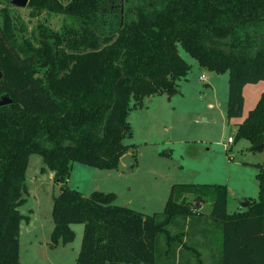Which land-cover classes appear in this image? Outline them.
Masks as SVG:
<instances>
[{
  "label": "trees",
  "instance_id": "1",
  "mask_svg": "<svg viewBox=\"0 0 264 264\" xmlns=\"http://www.w3.org/2000/svg\"><path fill=\"white\" fill-rule=\"evenodd\" d=\"M27 9L64 19L30 37L10 7L1 11L0 103H11L0 105V264H22L32 154L60 186L53 244L72 243V225H84L77 264H264V162L258 201L235 213L226 185L176 184L153 215L67 185L75 163L116 170L137 148L126 143L129 116L147 98L180 94L191 71L180 47L204 70L229 74L228 117L242 118L244 88L264 81V0H30ZM242 139L264 145V93L234 143Z\"/></svg>",
  "mask_w": 264,
  "mask_h": 264
},
{
  "label": "rangeland",
  "instance_id": "2",
  "mask_svg": "<svg viewBox=\"0 0 264 264\" xmlns=\"http://www.w3.org/2000/svg\"><path fill=\"white\" fill-rule=\"evenodd\" d=\"M11 5V0H0V23L3 21L2 8L10 7L30 37L41 23L49 24L57 31L62 28L64 18L61 15L44 13L32 17L27 8ZM179 49L191 71L180 82V94L174 96L172 102H167L169 109L153 105L152 115L134 118L136 133L126 142L137 146L135 166L99 172V169L75 163L68 187L80 192L97 188L100 192L116 193V204L150 215L164 212L171 189L176 184L226 185L229 213L245 211L250 202L258 201V165L264 162V152L253 151L251 143L245 139L233 144L228 140L230 137L236 139L238 126L258 104L264 93V81L246 86L245 117L230 119L229 74H211L201 68L183 47ZM156 99H164L165 103L168 96ZM139 114L144 115V111ZM44 168L43 157L32 154L27 171L26 202L20 207V212L30 216L32 221L22 222L21 263L77 264L84 225H72L76 234L72 243L53 244L54 197L60 194V186L55 182L53 172L48 168L43 171ZM97 172L111 174L101 177L95 174ZM192 202L195 203L194 199ZM196 205L198 207L195 208L194 204V209L199 213L207 215L211 212L210 204Z\"/></svg>",
  "mask_w": 264,
  "mask_h": 264
},
{
  "label": "crops",
  "instance_id": "3",
  "mask_svg": "<svg viewBox=\"0 0 264 264\" xmlns=\"http://www.w3.org/2000/svg\"><path fill=\"white\" fill-rule=\"evenodd\" d=\"M209 73H211V74H214V73H212V72H209ZM202 76H204L205 77V79L207 78L204 74L202 75ZM249 85V84H248ZM215 89V88H214ZM213 89V90H214ZM245 89H246V87L244 88V98H245ZM164 96H166V95H157V96H153V97H150V98H147L145 101H144V106L143 107H141V108H137V109H134L132 112H131V114H130V116H129V121H130V123H131V125H132V127H133V131H134V136H135V133H136V128H135V120H134V118L135 119H137V117H140V116H142L141 118H144V117H146V116H149L150 114L152 115L153 114V112H152V107H153V105H155V108H159V109H169L168 108V104H167V102L168 101H171L172 102V98H170V97H168V99H167V101H165V103H164V99H156V98H158V97H160V98H164ZM245 103H246V98H245ZM213 105H211V107H212ZM257 106V105H256ZM165 107V108H164ZM244 108H245V105H244ZM256 108V107H255ZM254 108V109H255ZM144 111V115H141V114H139V113H141V112H143ZM150 112V113H149ZM250 113V112H249ZM249 115V114H248ZM245 117V114L243 115V117L242 118H244ZM247 118V117H246ZM245 118V119H246ZM233 119H241V118H233ZM151 126V125H150ZM239 127V126H238ZM134 136H133V138H134ZM132 138V139H133ZM127 143V142H126ZM127 144H129V145H134V144H131V143H127ZM233 144V143H232ZM135 151H136V149H134V150H132L131 151V153H129L128 155H131V157H132V165L131 166H128V165H126L125 163H123L122 162V160H121V163H120V167L118 168V169H120V168H133L134 166H135V162H136V154H135ZM73 169H74V167H73ZM117 169V170H118ZM104 170H100L99 169V172H103ZM107 171H109V170H107ZM111 171H113V170H111ZM111 171H109V172H111ZM95 172V171H94ZM99 172H97V173H95L97 176H101V177H105V176H110V174L111 173H99ZM91 174H93V173H91ZM53 176L55 177V175H54V173H53ZM70 182H72V180H71V178H69V181H68V183H70ZM71 188V187H70ZM73 189V188H72ZM97 188H92L90 191L91 192H89L88 190H86V191H82L81 193L82 194H84L85 196H89L90 194H92L93 192H96V191H98V190H96ZM100 192V191H99ZM102 192V191H101ZM104 193H106V192H104ZM114 194H116V193H114ZM116 196H117V200H118V195L116 194ZM116 200V201H117ZM30 217V216H29ZM30 222L29 223H31V221H32V218L30 217ZM28 223V222H27ZM21 231H22V229H21Z\"/></svg>",
  "mask_w": 264,
  "mask_h": 264
},
{
  "label": "water",
  "instance_id": "4",
  "mask_svg": "<svg viewBox=\"0 0 264 264\" xmlns=\"http://www.w3.org/2000/svg\"><path fill=\"white\" fill-rule=\"evenodd\" d=\"M30 0H11V4L14 7L17 8H21V9H26L28 4H29ZM2 74L0 73V78H1ZM11 103V100L8 98H5L0 105H6ZM253 151H259V152H264V145H259V146H255L252 149ZM122 162L125 163L128 166L132 165V157L131 155H126L125 157L122 158Z\"/></svg>",
  "mask_w": 264,
  "mask_h": 264
},
{
  "label": "built area",
  "instance_id": "5",
  "mask_svg": "<svg viewBox=\"0 0 264 264\" xmlns=\"http://www.w3.org/2000/svg\"><path fill=\"white\" fill-rule=\"evenodd\" d=\"M203 78H205V77L203 76ZM234 141H235L234 138L233 137H230L229 140H228V143L229 144H232V143H234Z\"/></svg>",
  "mask_w": 264,
  "mask_h": 264
}]
</instances>
